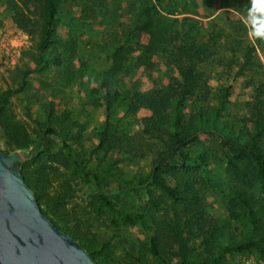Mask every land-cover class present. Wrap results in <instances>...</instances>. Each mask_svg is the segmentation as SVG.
Listing matches in <instances>:
<instances>
[{
  "label": "rangeland",
  "instance_id": "374dc122",
  "mask_svg": "<svg viewBox=\"0 0 264 264\" xmlns=\"http://www.w3.org/2000/svg\"><path fill=\"white\" fill-rule=\"evenodd\" d=\"M139 10V0H79L66 5L55 34L66 45L62 53L71 59L72 76L67 80L53 64L43 69L38 66V15L30 0H0V152H18L28 157L20 170L41 214L79 242L96 264H179L181 251L175 229L186 241L189 258L197 263L264 264V259L256 256L215 261L225 245L241 240L248 231L247 223L236 213L232 193L244 190L264 209V182L249 168L236 174L230 171L220 137L221 126L241 143L250 141L253 135L252 107L260 92L258 101L264 100V38L250 35L255 26L233 0H182L181 13L165 15L166 23L182 34L186 30L184 19L195 21L199 41H207L211 22L230 33L233 40L210 42L203 55L202 82L190 100V115L207 116L208 130L196 134L185 147L187 160L173 156L183 167L165 169L163 181L176 190V200L153 187L150 197L148 189L137 181L149 176L158 155L167 151L170 138L166 134L143 133V120L152 115L148 109L126 114L122 106L115 104L107 118L103 100L105 87L120 93L135 88L151 92L178 78L175 62L167 64L158 53L151 56L152 69L129 63L119 74L111 75L113 40L118 39L121 30L133 25ZM18 11L27 22L26 30L13 21ZM232 22L238 24L236 33L231 30ZM19 34L26 41L21 45L15 42L19 49L12 55L8 43ZM147 40L143 37L141 46ZM249 49H253L250 63L239 73ZM139 54L138 50L134 56ZM228 85V105L215 117L217 96ZM8 91L13 94L5 96ZM5 97L6 104L2 101ZM49 117L64 122L62 137L49 136L39 154L30 160L33 143L43 135ZM105 122L128 137L116 141L110 150L95 152L97 133ZM61 138L72 150L96 158L94 164H89L91 169L114 163L117 176L114 182H104L102 190L118 209L144 215L142 223L124 225L99 206L97 188L76 174ZM152 240L158 256L151 252Z\"/></svg>",
  "mask_w": 264,
  "mask_h": 264
},
{
  "label": "trees",
  "instance_id": "16d2710c",
  "mask_svg": "<svg viewBox=\"0 0 264 264\" xmlns=\"http://www.w3.org/2000/svg\"><path fill=\"white\" fill-rule=\"evenodd\" d=\"M79 0H30L35 13L38 15L36 43L37 63L42 69L53 64L57 73L67 80L71 79L72 72L69 69L71 59L62 50L66 45L55 34L62 24V9L68 4H74ZM103 2L109 0H87ZM182 0H139L140 10L129 28L119 32L118 39L114 38L111 47L109 61L111 75L119 74L126 64L132 63L136 68L152 69L151 56L160 54L167 64L175 62V71L178 78L172 79L169 85L161 90L151 92H139L137 88L129 92H116L105 87L103 100L107 118L112 115L113 106H122L126 114H134L139 108L148 109L152 115L144 119L142 130L149 136L166 134L170 138L167 151L161 152L157 157V163L148 177L139 179L137 184L145 186L147 193L152 197L150 187L160 189L169 199L176 200L175 189L167 186L163 181L165 169L178 164L173 156L185 161V147L196 137V134L208 130V117L198 113L191 118L192 103L190 100L195 97L202 82L200 64L203 55L207 52L210 42L233 40L230 33L223 28H217L214 22L209 23L207 29V41H199V30L195 21L185 18V33L173 29L166 23L165 15H176L181 13L180 3ZM240 12L244 13L249 21L256 27L260 21V15H253L249 9L252 7L251 0H233ZM15 9L17 10L16 6ZM13 21L23 30L27 28V22L22 18L21 12L13 14ZM231 30L238 32L239 27L235 22L230 23ZM148 37L147 43L141 46V39ZM140 54L134 56V53ZM244 55V64L240 66L239 73L249 65L250 53ZM184 61V62H182ZM23 83V81H22ZM231 92V86H224L217 96L215 117L219 116L227 107ZM13 92H6L5 96ZM262 92L257 94L256 105L252 107L253 118L251 124L253 135L250 141L241 143L223 126L220 127V137L224 151V160L232 173H241L242 168L252 169L258 178L264 182V100L258 101ZM7 103L6 97L2 100ZM190 108V112H189ZM262 108V110H261ZM64 122L58 118L49 117L48 125L43 135L33 143L30 160H33L40 152V149L47 143L49 136L58 135L64 130ZM105 127L97 133L98 144L95 152L101 149L110 150L116 141L128 137L127 134H119L115 126L105 122ZM157 134V135H155ZM62 139L63 147L75 168L76 174L86 184H93L98 191L99 206L105 209L112 219L119 220L124 225H134L144 221V215L138 213H127L118 209L114 203L108 200V193L102 190L104 182H114L117 176L113 162L106 163L103 168L91 169L89 164H94L96 158L86 157L80 152L72 150ZM28 157L21 163L23 169L28 162ZM235 210L240 219H243L248 226V231L241 240H236L225 245L216 255L215 261L222 262L226 257L256 256L264 259V209L260 208L253 197L244 190L237 189L232 193ZM175 237L181 251L179 264H201L189 258V250L186 241L179 230L175 229ZM74 240V239H73ZM151 252L158 256L155 244L151 241ZM92 258V257H91ZM94 261V260H93ZM95 262V261H94Z\"/></svg>",
  "mask_w": 264,
  "mask_h": 264
},
{
  "label": "water",
  "instance_id": "95a60500",
  "mask_svg": "<svg viewBox=\"0 0 264 264\" xmlns=\"http://www.w3.org/2000/svg\"><path fill=\"white\" fill-rule=\"evenodd\" d=\"M18 152H0V264H96L43 216L23 181Z\"/></svg>",
  "mask_w": 264,
  "mask_h": 264
},
{
  "label": "clouds",
  "instance_id": "9594fccd",
  "mask_svg": "<svg viewBox=\"0 0 264 264\" xmlns=\"http://www.w3.org/2000/svg\"><path fill=\"white\" fill-rule=\"evenodd\" d=\"M252 7L249 11L253 14L260 15V21L255 28H252L250 35L257 38H264V0H251Z\"/></svg>",
  "mask_w": 264,
  "mask_h": 264
},
{
  "label": "built area",
  "instance_id": "2783aa9c",
  "mask_svg": "<svg viewBox=\"0 0 264 264\" xmlns=\"http://www.w3.org/2000/svg\"><path fill=\"white\" fill-rule=\"evenodd\" d=\"M25 41H26V37L24 35H22V34H19V36H17V37L16 36L11 37L10 41L8 43L9 52H11L12 55L17 54V51H18L19 48L17 49L18 45H16L15 42H19V44L21 45Z\"/></svg>",
  "mask_w": 264,
  "mask_h": 264
}]
</instances>
